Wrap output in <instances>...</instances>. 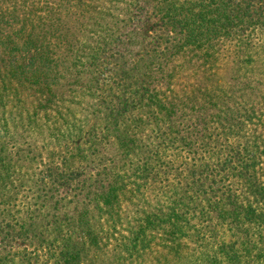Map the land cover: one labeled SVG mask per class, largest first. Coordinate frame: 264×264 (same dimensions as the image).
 Here are the masks:
<instances>
[{
    "label": "trees",
    "instance_id": "1",
    "mask_svg": "<svg viewBox=\"0 0 264 264\" xmlns=\"http://www.w3.org/2000/svg\"><path fill=\"white\" fill-rule=\"evenodd\" d=\"M257 31L264 33V0H0V264H44L34 256L43 243L56 264H80L91 212L113 218L116 194L127 185L136 186V196L145 186L155 198L165 192L172 203L158 208L176 245L167 244L166 264H264V221L252 225L264 220V178L244 164L253 158L242 156L240 145L223 147L246 138L262 103L250 87L251 80L262 81L249 68ZM239 34L248 35L240 41ZM188 72L202 81L179 96L174 88ZM213 79L210 97L203 81ZM38 94L86 98L95 126L61 163L70 176L77 165L82 178L83 157L111 151L107 197L87 175L75 183L71 206L56 196L54 182L48 197L25 196L36 182L26 172L44 155H21V141L43 140L5 105L12 95L20 111ZM169 151L186 154L190 163L174 168ZM170 171L178 173L177 183L168 179ZM88 192V201L74 203ZM240 194L259 200L244 204ZM155 217L144 216L135 242ZM223 225L230 241L216 243ZM17 241L34 246L32 254L17 251Z\"/></svg>",
    "mask_w": 264,
    "mask_h": 264
},
{
    "label": "rangeland",
    "instance_id": "2",
    "mask_svg": "<svg viewBox=\"0 0 264 264\" xmlns=\"http://www.w3.org/2000/svg\"><path fill=\"white\" fill-rule=\"evenodd\" d=\"M244 35L247 36L248 34H239L238 38L240 41ZM253 38L256 39L251 41L252 43L248 47V50H251L250 56L252 57V63L249 68H251V72H254V76H258L257 74H259L262 81L258 82L255 79L251 80L250 87L257 88V90L260 91L262 103L252 112L253 116L246 128V138L244 140L230 139L223 147H238V145H240V147H238L240 148V154L245 157L253 158L250 162H245L243 160L244 164H251L255 170L256 178H264V33L257 31ZM242 43H245V41H242ZM184 76L179 78L174 88L175 93L179 96L182 95L185 88L186 91L184 93L188 92V88L191 87L198 89V83L202 81L193 73L188 72L185 73ZM218 78H222L221 73L218 75ZM203 83L205 86L204 88H208V95L212 97L213 90L217 86V83L214 79L203 81ZM8 99L10 101L5 105L6 111H8L9 114L13 112L19 115L24 120V125L30 126L31 134L35 136L38 135L39 141L43 140V142H38L36 145L29 141H21V155L24 153V156H28L30 159L34 158V156L39 153L44 155L41 159L36 158L34 171L26 172V174H33L36 178V182L28 184L31 190L29 193H26L25 196L29 198H37V196L42 198L45 196L48 197L50 196L48 188L52 185V182H54L52 186L53 191L57 190L56 196L63 198L64 204L68 205L71 197L73 198V196H75L72 192L75 183L78 180H82L87 175L93 177L95 188L99 189V191L102 190V196L107 197L108 194L105 192L111 190L109 182H114L113 179H110L111 176H113L112 169L108 167V162L113 158L111 157V151L107 152L104 150V153L101 152L93 158L83 157L85 158V169H83L82 174H84V177L82 178L78 177L80 172L78 173L77 165L71 166L73 173L70 176L66 170L63 172L64 166L61 163L63 159L69 157V153L73 154L76 152L75 146L83 142V140L79 141L78 139L84 138L82 136L95 126V122L89 121V117L86 116V98L78 102H71L68 99L59 101V98H56L53 100L47 94H38L31 97V99H29V104L26 103L25 107L20 111L21 104L13 100L12 95H10ZM22 104L24 106V102H22ZM97 129V131H99V125ZM69 134L72 136L76 134L77 137L70 139L68 137ZM206 141L207 140H203L202 142ZM237 150L238 149L235 148L234 152ZM169 154L171 156V161L175 163L174 168L178 167V165L190 163L188 156L184 153L169 151ZM51 171H54L55 174H52ZM169 173L171 175L168 176V179L174 180V183H177L178 179H175V177L178 173L175 171H170ZM47 175H52L54 178L50 180L46 179ZM234 182H236V180H234ZM121 183L122 182L117 181L116 185H120ZM114 189L112 192H114ZM240 189L244 190L245 188L240 187ZM135 190L136 186L127 185L120 193V196L116 194L118 205L114 208L115 215L113 218L109 219L108 216L100 217L98 214L91 212L92 218L90 223L92 226V234L90 233L91 235L86 237L87 243L83 251L80 252V264H166L167 252L165 249L167 244L172 248H175L176 245L172 244L173 238L170 236V232H168L167 219L162 216L165 215V213L158 212V208L160 203L165 202V207L167 208L172 206V203L164 196L165 192L159 193V198H155L156 193H153L152 190L146 186L144 189L139 190L141 193L138 196L135 195ZM118 191L119 187L117 186V192ZM190 192H193V190H190ZM52 193L53 197L51 198L56 201V196L54 192ZM90 196V192L83 194L77 197L74 203L76 201L86 202L91 198ZM240 197L242 198L239 202L245 200L244 204L247 202L256 205L255 202L259 200V198L251 194H240ZM93 202L97 203L95 200H93ZM93 202L90 204L95 206L96 204ZM76 204L79 206L78 203ZM68 206H71V204ZM61 209L65 210L68 208L62 207ZM148 214L156 215L153 226H147L145 228L146 236L141 238L138 242H135L132 234L139 232L138 230L142 228L141 222L145 220L144 216ZM99 218H101V220H99ZM263 221L264 220L253 221L252 225L258 227ZM245 226L247 229L250 228V224H246ZM227 230L228 227L225 225L217 228L216 243L230 241V235ZM180 239L182 238H179L178 242H180ZM146 240L147 244L144 246ZM16 243L19 244L17 251L27 250V252L32 254L34 246L33 248L28 247L27 242L17 241ZM142 246H144L143 250ZM42 247L44 248V243L41 244V247H36L37 252H35L34 255L35 257L37 256L36 259L38 263L56 264L57 258L55 256L53 257L51 254L47 256L46 250H41ZM21 248L23 249L21 250ZM139 250L142 251L140 252Z\"/></svg>",
    "mask_w": 264,
    "mask_h": 264
}]
</instances>
